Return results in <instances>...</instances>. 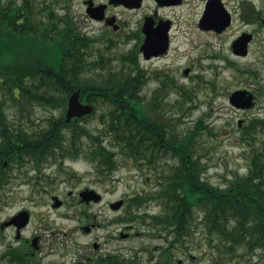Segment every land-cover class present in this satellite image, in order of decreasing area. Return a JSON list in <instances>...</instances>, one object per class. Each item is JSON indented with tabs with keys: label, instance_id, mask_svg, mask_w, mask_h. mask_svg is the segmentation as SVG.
Segmentation results:
<instances>
[{
	"label": "trees",
	"instance_id": "1",
	"mask_svg": "<svg viewBox=\"0 0 264 264\" xmlns=\"http://www.w3.org/2000/svg\"><path fill=\"white\" fill-rule=\"evenodd\" d=\"M60 2L67 0H0V205L11 164L20 172L28 163L41 171L52 158L82 155L104 176L124 160L149 170L152 187L133 192L129 204L155 198L161 212L150 224L166 239L171 236L170 243L182 242L198 212L207 242L219 253L217 262L245 254L260 255L264 262V115L250 118L241 130L245 172L224 186L210 183L203 176L207 147L200 137L215 133L202 117L185 131L160 119V92L148 104L140 95L144 76L138 62L122 53L112 66L95 47L98 36L80 30ZM78 88L83 101L93 105L92 115L105 109L99 111L96 133L80 119L65 120L67 98ZM195 94L183 91L181 97L190 103ZM6 101L14 106L17 123L8 118ZM35 105L60 113L45 126H23L25 112ZM180 106L181 114L190 108ZM105 138L110 146L102 143ZM30 179L39 182L25 175L24 181ZM13 255L24 258L22 251Z\"/></svg>",
	"mask_w": 264,
	"mask_h": 264
},
{
	"label": "rangeland",
	"instance_id": "2",
	"mask_svg": "<svg viewBox=\"0 0 264 264\" xmlns=\"http://www.w3.org/2000/svg\"><path fill=\"white\" fill-rule=\"evenodd\" d=\"M60 5L69 9L70 14L74 16L73 20L81 28L80 30L89 35L98 34V28L100 27L96 23L83 19L84 12L80 9L82 7L77 0H67L66 4L60 2ZM58 10L60 14L63 13L60 7ZM203 37V39L196 41V47L190 55V59L181 57L178 60L180 65L187 63L193 66L192 75L194 76L193 83H195V86L191 90L192 95L196 92L193 100L189 103L186 99H182L181 93L183 91L190 92V89L186 90L183 87V84L187 85L190 79H187V77L182 78L179 64L174 63L171 67L174 74L178 75L177 79L180 86L177 90L165 91L163 95H160L158 97L160 104L157 109H159L158 115H161L162 119L166 120L167 123H173L175 129L182 131L192 127L199 116L202 117V122L215 133L213 136H209L208 131H205V135L200 137L204 146L207 147L203 151L204 158H202L205 161L203 176L212 184L224 186L231 177L233 178L234 174H241L246 170L247 158L245 154L247 148L241 138L243 126L253 116L264 114V94L256 98L253 107L243 111L229 105L228 95L237 88L249 89L256 86L255 82L248 79L251 78L248 77V70H250L249 72H258L259 83L264 87V67H262L264 56L259 57L255 50L256 43H254L250 54L246 58L233 57L227 44L229 34L222 39L212 36ZM95 47L102 51L104 58L109 59L112 66L117 64L116 58L125 53L122 46L113 48L110 45V47H107L102 41L96 42ZM143 64L147 63L143 62ZM148 65L152 69H158L159 63L154 60L153 63ZM89 73H93V71ZM157 86L158 82L156 80L149 81L144 86L141 95L145 98L150 97ZM180 105L184 108H190H186L187 110L181 114ZM4 106L8 118L17 123L18 117L14 106L9 101H6ZM101 107L96 109L94 115H91L85 121H81L80 125L85 126L94 133L98 132V115L105 110ZM58 113H60V110L35 105L33 110L25 112L22 125L26 127H32L33 125L45 126L47 119L53 114L58 115ZM67 133H69L68 128L65 129V134L67 135ZM107 142L108 140L105 138L102 143L109 145ZM118 163L116 170L104 176L97 174L94 164L82 155L74 158L67 157L63 161L60 157L52 158L41 166V171L33 170L31 164L28 163L22 168L23 172H20L15 168L17 167L15 163L11 164L9 182L2 191L0 219L4 220L15 214L16 211L25 208L30 213V224L23 229L24 235L28 236L38 232L44 238H47L48 235L46 234L49 231L42 229V226L47 224L52 230L66 233L62 238H67L72 247L77 244L86 245L87 242H90V239H94V233L85 235L78 228L83 213H110L112 210L108 208L109 201L124 198L133 194V192L148 190L153 185V182L148 178L149 170L145 168L140 170L131 162L124 160H120ZM25 175L38 178L39 182L34 179L24 181ZM85 186L92 187L101 193L102 200L99 204H91L88 207L82 206L83 204L77 198L75 199V191ZM68 191H72V195ZM52 196L64 200V204L54 207ZM155 202L151 198L143 202L140 208L136 210L140 213L147 212L148 214H143L145 216L150 213L159 214L161 207ZM122 211L123 209H119L116 212ZM110 216L102 215L98 221L105 219V222H108ZM145 216L143 219H137L138 227L139 229H145L146 232H151L153 235L133 236L129 241L117 239L115 243L130 245L133 248L143 245L150 248L153 245L169 243L172 239L171 236L166 239L163 232L154 228L150 224L151 219ZM195 216L191 229L183 237L182 242H174L177 244L175 254L181 258V254H184L190 264H264L261 260L262 257L257 254L251 256L245 254L244 256H235L217 262L219 253L215 252L212 243L207 242L204 225L199 222L200 214L195 212ZM111 227L117 228L120 225L111 224ZM5 234L11 236L12 231L7 229ZM42 253L41 257L43 256ZM147 254L143 252L141 255L146 258ZM189 255L195 256V259H189ZM49 258L59 259L56 256H50ZM42 260L47 261V258L43 257Z\"/></svg>",
	"mask_w": 264,
	"mask_h": 264
},
{
	"label": "flooded vegetation",
	"instance_id": "3",
	"mask_svg": "<svg viewBox=\"0 0 264 264\" xmlns=\"http://www.w3.org/2000/svg\"><path fill=\"white\" fill-rule=\"evenodd\" d=\"M77 1L84 12L83 19L100 27L97 34L98 41L109 42L113 48L122 46L124 52L134 58L142 69L144 76L142 88L149 81L156 80L158 86L154 91L158 90L160 95L165 91L179 88L178 75L174 74L171 66L174 63L179 64L178 60L181 57L190 59L196 41L203 39V36L222 39L229 34L228 49L236 58H246L254 43L259 57L264 56V0ZM241 37L247 41L244 47L239 48L235 45V41ZM147 38H151L152 41L144 46ZM244 49L246 55L236 51ZM154 60L159 63L158 69H152L148 65ZM179 70L182 78L190 79L187 85L183 84V87L191 91L195 86L192 64H179ZM250 89L252 91V88ZM153 92L150 97L143 96L145 103H149ZM156 103L160 104L159 101ZM86 187L92 188L89 186L84 188ZM82 189L75 191L74 194L75 199L77 198L82 206L88 207L101 202L102 196L97 201H83L78 196ZM68 193L72 195V191ZM51 198L54 203L55 196ZM134 199L132 196H126L109 201L108 208L112 210L110 213H83L78 228L85 235L94 233V239H90L86 245L77 244L75 247L70 245L67 238H62L66 233L52 230L47 224L42 226V229L49 231L46 234L48 237L44 238L38 232L28 236L23 234V229L30 224V219L21 228H18L14 222L4 225L14 214L4 220L0 219V264H190L184 254H181V258L174 253L177 247L175 243L157 244L150 248L147 245L133 248L130 245L115 243L117 239L129 241L133 236L153 235L143 228L139 229L137 219H143L145 216L143 214L148 213L137 211L140 205L128 204V200ZM117 200H122L118 207V210L123 209L122 212H116L117 210L110 206ZM57 201H59L58 206L64 204V200L57 199ZM130 207L135 210L126 211ZM150 214L145 217L151 219L152 216L157 215V213ZM102 215H111L109 221L105 222V219L98 221ZM111 224H119L120 227L113 228ZM7 229L12 231L11 236L5 234ZM32 239L35 240L34 243ZM16 251H22L24 257L22 261L15 260L13 253ZM143 252L148 253L146 258L141 255ZM50 256L59 259L49 258ZM43 257H46L47 261L42 260ZM188 258L194 260L195 256L189 255Z\"/></svg>",
	"mask_w": 264,
	"mask_h": 264
},
{
	"label": "water",
	"instance_id": "4",
	"mask_svg": "<svg viewBox=\"0 0 264 264\" xmlns=\"http://www.w3.org/2000/svg\"><path fill=\"white\" fill-rule=\"evenodd\" d=\"M151 41H152L151 38H147L144 46L149 45ZM246 41L247 39H244L243 37H241L237 41H235V45L238 46L239 48H242L245 46ZM236 51L238 53H241L242 55L246 54L245 49L243 51L242 50L241 51L236 50ZM229 102H230V105H233L236 108H250L253 103V94L249 93V91L245 89H236L232 91L231 94H229ZM66 103H67V107L64 112L66 121H70L71 118L82 117L84 116V114L85 115L90 114L92 111L91 104L82 102V98L80 97L79 88L73 91L68 96ZM78 196H80L82 200L88 201V202L89 200L97 201L100 199V195L98 194V192H96L95 190H91V189H84L80 191ZM54 199H55L54 206H58L59 204V201H57L58 198L55 197ZM121 203H122V200H117L114 203H111L110 206L114 209H117L121 205ZM27 218H29V214L27 210H21L17 213V215L15 214L10 219H8V221L6 220L4 225L14 222L17 224V227L20 228V227H23L27 223L28 221ZM34 239H32L33 243L35 242Z\"/></svg>",
	"mask_w": 264,
	"mask_h": 264
}]
</instances>
